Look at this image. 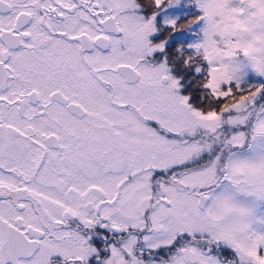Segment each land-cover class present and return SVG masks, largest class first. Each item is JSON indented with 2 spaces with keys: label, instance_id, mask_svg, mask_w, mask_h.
Wrapping results in <instances>:
<instances>
[{
  "label": "snow or ice",
  "instance_id": "1",
  "mask_svg": "<svg viewBox=\"0 0 264 264\" xmlns=\"http://www.w3.org/2000/svg\"><path fill=\"white\" fill-rule=\"evenodd\" d=\"M0 264H264V0H0Z\"/></svg>",
  "mask_w": 264,
  "mask_h": 264
}]
</instances>
